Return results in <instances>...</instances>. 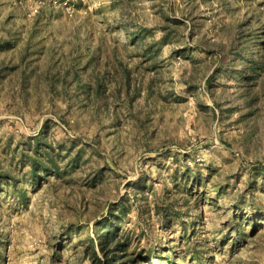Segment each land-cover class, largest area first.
Instances as JSON below:
<instances>
[{
  "label": "rangeland",
  "instance_id": "obj_1",
  "mask_svg": "<svg viewBox=\"0 0 264 264\" xmlns=\"http://www.w3.org/2000/svg\"><path fill=\"white\" fill-rule=\"evenodd\" d=\"M0 264H264V0H0Z\"/></svg>",
  "mask_w": 264,
  "mask_h": 264
}]
</instances>
